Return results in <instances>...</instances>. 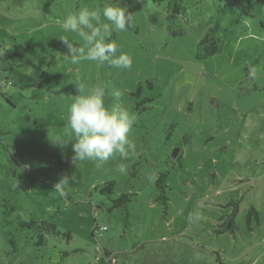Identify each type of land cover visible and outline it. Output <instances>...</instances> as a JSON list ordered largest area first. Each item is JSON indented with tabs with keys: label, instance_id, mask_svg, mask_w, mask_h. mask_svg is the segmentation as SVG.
<instances>
[{
	"label": "rangeland",
	"instance_id": "rangeland-1",
	"mask_svg": "<svg viewBox=\"0 0 264 264\" xmlns=\"http://www.w3.org/2000/svg\"><path fill=\"white\" fill-rule=\"evenodd\" d=\"M114 2L132 25L108 42L132 67L72 64L61 37L84 41L62 30L66 15ZM250 2L244 14L185 0L184 21L173 19L184 33L172 36L166 0H0V45L23 49L20 63L0 61V82L11 81L0 88V264H218L216 253L220 263L264 264V0ZM208 33L220 50L198 58ZM77 85L103 87L106 107L134 115L128 158L73 159L66 121ZM13 148L19 166L6 151ZM163 171L164 203L154 187ZM111 180L108 198L99 190ZM120 193L131 200L128 223L120 209L108 211ZM233 211L237 229L219 232ZM41 216L69 241L36 245V231L19 222ZM94 225L107 229L92 234Z\"/></svg>",
	"mask_w": 264,
	"mask_h": 264
},
{
	"label": "clouds",
	"instance_id": "clouds-1",
	"mask_svg": "<svg viewBox=\"0 0 264 264\" xmlns=\"http://www.w3.org/2000/svg\"><path fill=\"white\" fill-rule=\"evenodd\" d=\"M131 25L132 16L127 7L121 6L119 2L106 4L102 9L83 8L68 14L64 18L62 30L77 34L84 41V46H76L69 39L61 37L67 49L65 58H70L72 64L90 61L108 63L116 69H130L132 58L120 51L117 43L108 42V37L113 31H125ZM9 51L10 46L0 45V59ZM76 88L79 94L69 107L66 121V128L70 130L73 159L104 162L117 153L123 159L128 158L135 150L130 139L135 123L134 115L123 108L106 107L103 87L88 91L82 85ZM112 95L120 97L122 93L115 90ZM56 142L66 144L63 140ZM120 171H124L123 167Z\"/></svg>",
	"mask_w": 264,
	"mask_h": 264
},
{
	"label": "trees",
	"instance_id": "trees-1",
	"mask_svg": "<svg viewBox=\"0 0 264 264\" xmlns=\"http://www.w3.org/2000/svg\"><path fill=\"white\" fill-rule=\"evenodd\" d=\"M153 2H158L161 0H152ZM168 3L169 11L168 14L166 15L165 19V28L166 31L168 32L169 35L172 36H179L184 33V28L179 27V28H174L173 24V19H184L185 15V6H184V1L185 0H166ZM215 2H218L222 4L224 7H230L233 9H237L238 11L244 13V14H250V9L253 7V3L250 2V0H212ZM184 21V20H183ZM22 48L18 47L15 45L14 47L11 48V51L7 52L5 56L0 59L2 63L5 65H15L20 63L21 61V56H22ZM220 50V40L219 38L215 37L214 35L208 33L206 34L203 38H201L198 43H197V57L198 58H206L209 56H213L218 53ZM20 65V64H19ZM7 81L0 82V88H7L11 85L6 84ZM138 91V90H137ZM137 91L134 93L137 95ZM6 151L9 154V157L11 158V161L14 162L16 165H20L18 160L15 157L16 154V149L8 150ZM166 177H167V171H163L157 174L155 182H154V187H157L160 190V193L158 197L163 201L167 199L166 196H164V192L166 190L167 184H166ZM17 188L22 189V190H27L28 187H24L23 184L18 182L16 185ZM116 183L111 180L107 181L101 186L99 192L102 195H107L108 198L110 197V194H112L115 190ZM111 205L108 207V211L112 212L114 209H120L121 213L123 215V220L124 223L128 220V203L131 202L129 199V195L126 193H120L116 198L111 199ZM235 212L233 211L232 214L228 216H222L224 218L221 228L219 232H230L233 233L237 229V225L235 224ZM96 213V212H95ZM251 214H255V211L251 209L247 215V219H249V216ZM128 223V221H127ZM127 225V224H126ZM19 226L21 228H28V229H33L37 233V239L35 241V244L38 246H45L47 243L48 238H66L67 241L70 239V233L69 231L66 232H61L57 229L55 221L51 220V218L43 217L41 216L39 219L38 218H30L28 220H20ZM103 227H105L103 229ZM101 229L102 231L106 230L107 227L105 225L101 226H93L92 229V234L95 233L94 229ZM101 250L98 248L95 250L96 253L97 251L101 252L107 260H109V257L112 255V253L99 246ZM70 252H63L61 253V258L64 256H68ZM114 259V257H112ZM221 260L218 258V254L216 253V263L218 264H226V263H220ZM59 264H61L59 262Z\"/></svg>",
	"mask_w": 264,
	"mask_h": 264
},
{
	"label": "built area",
	"instance_id": "built-area-1",
	"mask_svg": "<svg viewBox=\"0 0 264 264\" xmlns=\"http://www.w3.org/2000/svg\"><path fill=\"white\" fill-rule=\"evenodd\" d=\"M6 84H7V85L10 84V81H7ZM104 228H105V227H103V229H104Z\"/></svg>",
	"mask_w": 264,
	"mask_h": 264
},
{
	"label": "water",
	"instance_id": "water-1",
	"mask_svg": "<svg viewBox=\"0 0 264 264\" xmlns=\"http://www.w3.org/2000/svg\"><path fill=\"white\" fill-rule=\"evenodd\" d=\"M175 155H176V153H172V156H174V157H175Z\"/></svg>",
	"mask_w": 264,
	"mask_h": 264
}]
</instances>
